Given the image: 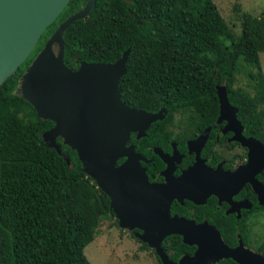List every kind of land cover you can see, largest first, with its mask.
I'll return each instance as SVG.
<instances>
[{"label":"trees","instance_id":"1","mask_svg":"<svg viewBox=\"0 0 264 264\" xmlns=\"http://www.w3.org/2000/svg\"><path fill=\"white\" fill-rule=\"evenodd\" d=\"M86 2L71 0L0 85V264H91L84 249L94 240V223L114 216L109 198L83 173L76 152L60 146L70 160L67 165L43 142L42 134L53 123L39 119L16 94L22 75L57 26ZM239 18L241 31L235 35L213 0H96L87 17L65 31L64 64L72 70L81 63L112 64L130 48L119 82L121 101L131 109L167 113L145 137L130 135L128 145L146 158L152 157L151 147L164 148V131L177 112L202 127L214 123L218 83L226 87L237 118L257 127L263 141L259 55L264 53V17L242 13ZM239 75L248 80L250 93L235 87ZM155 162L154 171L163 167L157 158ZM223 221L217 227L228 246L236 245L237 231L246 243L242 223ZM162 248L173 261L196 249L178 235L167 237ZM258 252L264 258V241ZM216 264L236 263L226 259Z\"/></svg>","mask_w":264,"mask_h":264},{"label":"water","instance_id":"2","mask_svg":"<svg viewBox=\"0 0 264 264\" xmlns=\"http://www.w3.org/2000/svg\"><path fill=\"white\" fill-rule=\"evenodd\" d=\"M70 1L0 0V85L17 71ZM95 1L87 0L81 10L57 26L22 75L16 90L39 119L53 123L42 134L43 142L55 149L67 165L70 160L62 154L60 146L76 152L83 173L109 198L119 227L142 231L135 237L154 250L161 264H215L226 259L236 264H264L263 256L246 249L241 239L237 247L229 248L213 226L196 225L170 215L172 200L177 198L180 202L187 198L203 204L209 195L219 197L231 190V181L240 189L241 173L249 171L252 178L246 182L254 187L264 206V185L255 179L264 168V144L241 140L249 149L247 164L234 173L220 174L219 167L211 170L199 158L206 141L204 133L190 144V151H196V162L189 170L176 180L166 179L164 185L150 184L140 164L144 158L128 141L131 133H136L137 139L145 137L150 125L164 119L166 111L147 113L131 109L121 101L119 82L127 71L130 48L112 64L81 63L77 70L64 64L63 35L76 21L87 17ZM216 95L218 121L239 123L237 108L230 105L224 85H216ZM154 153L165 160L159 150ZM169 168L168 165L165 172ZM199 197L203 199L198 200ZM172 235L180 236L183 244L196 247L194 254L172 262L162 248L164 240Z\"/></svg>","mask_w":264,"mask_h":264},{"label":"flooded vegetation","instance_id":"3","mask_svg":"<svg viewBox=\"0 0 264 264\" xmlns=\"http://www.w3.org/2000/svg\"><path fill=\"white\" fill-rule=\"evenodd\" d=\"M177 114L181 120L174 124L172 122L169 123V126L164 131L166 137L164 148L161 146L151 147L152 157L146 158L140 154L144 158V161H140V164L145 168L146 176L150 184L164 185L166 184V179L174 178L176 180L185 171L189 170L196 162V151H190V144L204 133H206V141L200 149L199 158L211 170H216L219 167L221 169L220 174L234 173L240 168L243 169L247 164L249 149L243 145L241 140H256L264 144V140L262 141L258 138L257 127L252 124L244 125L238 118L239 123L227 122L225 120L218 121V114L214 123L202 127L197 123H190L181 113L177 112ZM131 134H135L136 137V133ZM155 150H159L165 160L158 154H155ZM156 158L163 167L154 171L153 166L156 165ZM167 164L170 168L165 172L168 166ZM241 174L240 179L243 181V185H241L240 189H238L236 182L234 183V181L230 180L229 187H233L231 190L220 193L219 197L209 195L204 199L203 204H195L187 198H183L179 202L176 198L170 204V215L171 217L186 218L187 220L193 221L196 225L206 223L216 228L220 235L221 232L217 227V222L222 224L224 222L223 218L232 219L236 226L238 223H242L243 227L247 230L246 243H244L240 233L237 231L234 234L236 245L230 247L225 244L229 248H235L241 239L246 249L260 254L257 249H251L250 242L252 238V226L264 216V206L260 204V197L257 191L248 181L246 182V180L252 178L250 177V171L242 172ZM255 179L264 185V168L255 176ZM237 189L238 191L235 194L230 195ZM202 199L203 197L198 198V200ZM136 233L142 234V231L134 229L131 235ZM261 237H263V242L264 235ZM194 252L182 255L177 261L171 260L170 257L169 259L177 263L183 256H192ZM158 261L161 264L159 258Z\"/></svg>","mask_w":264,"mask_h":264},{"label":"rangeland","instance_id":"4","mask_svg":"<svg viewBox=\"0 0 264 264\" xmlns=\"http://www.w3.org/2000/svg\"><path fill=\"white\" fill-rule=\"evenodd\" d=\"M213 2L235 35H239L241 31L239 16L242 13L264 17V0H213ZM259 57L264 73V53H260ZM248 84L243 75L237 76L235 87L250 93ZM180 120L177 113L173 115V124ZM261 135L264 138V127ZM263 218L264 216L252 226L250 242L252 250H258L259 244L262 243ZM94 225L92 230L94 240L84 249V254L91 264H160L154 250L131 235L132 231L120 228L115 216L109 214L98 219Z\"/></svg>","mask_w":264,"mask_h":264}]
</instances>
